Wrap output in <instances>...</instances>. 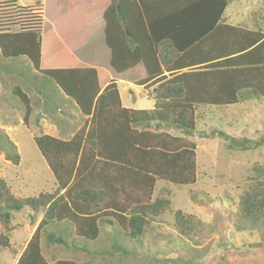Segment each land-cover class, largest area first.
Wrapping results in <instances>:
<instances>
[{
	"label": "trees",
	"instance_id": "obj_1",
	"mask_svg": "<svg viewBox=\"0 0 264 264\" xmlns=\"http://www.w3.org/2000/svg\"><path fill=\"white\" fill-rule=\"evenodd\" d=\"M56 1L57 19L87 13L93 15L95 28L103 24L89 37L85 25H73L64 34L59 31L60 42L80 66H43L46 37L41 0L33 7L0 0L1 56L27 58L39 78L52 82L87 118L73 136L34 137L56 180L55 190L20 200L0 177L4 228L0 248L12 247L15 213L29 209L42 214L16 264H79L70 259L47 260L43 235L48 243L64 247L72 243L71 248L87 251L79 239L96 241L101 225L118 228L120 240L112 242V252L127 254L128 240L142 245L152 222L172 206L163 191L154 197L156 183L184 187L197 182V145L186 136L197 129V112L264 99V33L227 24L223 15L231 0ZM186 23L204 25L197 38L222 29L234 41H163L175 37H163L157 28ZM76 30L80 35L71 39ZM88 42L97 53L105 48L109 55L89 54ZM98 69L109 75L104 88ZM118 81L149 89L154 108L124 107ZM14 94L24 106V124L29 125L31 100L19 87ZM39 121L37 117V125ZM0 152L15 165L21 161L16 144L1 128ZM239 217L247 228L264 229V180L250 182L240 199ZM174 224L186 237L200 229L193 216L181 210ZM62 226L73 233L72 240L55 234Z\"/></svg>",
	"mask_w": 264,
	"mask_h": 264
},
{
	"label": "rangeland",
	"instance_id": "obj_2",
	"mask_svg": "<svg viewBox=\"0 0 264 264\" xmlns=\"http://www.w3.org/2000/svg\"><path fill=\"white\" fill-rule=\"evenodd\" d=\"M17 1L21 6L33 7L37 0ZM41 2L46 37L43 66L51 68L71 60L61 49L57 36L59 31L64 34V30L73 28L69 19H57L56 0ZM225 14L239 24H250L254 17L264 19V0H232ZM56 26L60 27L58 32ZM79 35L76 30L71 39ZM107 76L102 70V82ZM16 87L31 100L33 112L29 125L24 124L25 109L14 94ZM118 87L127 108H154V102L142 87L125 82ZM197 113V129L186 135L197 145V182L180 187L159 181L154 197L163 191L172 206L152 222V230L144 236L142 245L128 240L127 254L112 252V242L120 240L118 228L101 225L96 241L86 243L79 239V244H86L87 251L71 248L72 243L71 247L48 243L47 236L43 235L42 248L47 260L70 259L79 264H264V229L247 228L239 217L240 199L250 182L264 180V99L224 108L211 107ZM37 117H40V125L36 124ZM79 122V111L52 82L39 78L27 58L5 59L0 54V128L16 144L21 158L15 165L0 152V177L18 199L37 197L56 188L54 175L34 137L41 134L67 137L75 132L71 127ZM178 210L193 216L199 223L200 229L195 235L186 237L178 232L174 224ZM41 219V213L34 214L29 209L15 213L12 247L0 248V264H16L27 238L35 232ZM0 229L3 230V226L0 225ZM55 234L73 238V233L65 226L55 230Z\"/></svg>",
	"mask_w": 264,
	"mask_h": 264
},
{
	"label": "crops",
	"instance_id": "obj_3",
	"mask_svg": "<svg viewBox=\"0 0 264 264\" xmlns=\"http://www.w3.org/2000/svg\"><path fill=\"white\" fill-rule=\"evenodd\" d=\"M231 2H232V0H231ZM90 15L91 14L82 13L78 17L77 15H75V13H70V14L65 15L63 17H59V16L58 17L61 18V19L62 18L63 19H69V21L71 22V26H73V25L74 26H80L81 25V27H82L83 25H85L86 31H87V36L89 37V35L92 34L94 31H96V28H97V27L96 28L94 27L95 20L93 19L94 18L93 15L92 16H90ZM223 18L226 20V23L229 24V25L247 28V29L252 30V31L261 30L264 33V19L262 17H259V18L258 17L257 18L254 17L252 19V21H250V24H239V22H235L234 21L232 16L226 15L225 13L223 15ZM102 25L100 27H102ZM59 26L61 27V25H59ZM100 27H98V28L100 29ZM203 27H204V25H200V24H197V23H186V24H183V25H180V26L165 25V27H161V25L158 24V26H157L158 31H160L159 34L163 33V37H171V36L175 37L174 38L175 40L168 39V40H163V41H234L233 39L226 37V35H225V33H223L222 29H220L218 33H216V32L213 33L212 32L209 35L207 34L206 36L197 38L198 33L200 32V30ZM59 28L57 27L58 31H59ZM57 38L60 39V37H58V36H57ZM60 41L61 40H59L58 43H60L61 49L63 51H65V53L71 58V60L70 61H64L63 63H60V64H58L56 66L57 67H77V66H80L81 63L79 62V60H77L76 57L69 50H67V48ZM84 41H90V40L88 38V39H86ZM86 45H87V50L89 51V54L91 53V55H96V54H98V55L99 54H108L109 55V51L106 50L105 48L103 50H101L102 53L100 51H99L100 53H97V51H95V48L92 46V44H90V42H88ZM60 47H58V48L60 49ZM101 71H102V69H98L100 82H101L102 87L104 88L109 83V75L106 72V74L108 76L105 79V81L102 82ZM121 82H125L127 84L137 86V85H135V84H133L131 82H126V81H118L117 82V86ZM138 87H142V86H138ZM142 88L145 90V93L147 94L149 99H151L150 98V90L149 89L147 90L144 87H142ZM118 89H119V87H118ZM119 93H120V91H119ZM120 97H121V95H120ZM121 102H122V105L124 106L122 99H121ZM132 102L135 105L134 98L132 99ZM154 105H155V102H154ZM124 107H126V106H124ZM129 109H134V108H129ZM135 110H139V109H135ZM80 116H81V122H79L74 127H71L72 130L74 129L75 131H77L79 128H81L85 124L87 118L86 117H82L81 114H80ZM81 123H82V125L78 126ZM74 133L70 134V136H73ZM67 134H69V133H67ZM49 135H52V136L57 137V138H63L64 137V134H63V136H61L59 134L58 135L49 134ZM158 184H159V181L156 183V185H158ZM34 231H35V228H34L33 232ZM32 235H33V233L27 238V243L31 239ZM27 243H26V245H27Z\"/></svg>",
	"mask_w": 264,
	"mask_h": 264
}]
</instances>
